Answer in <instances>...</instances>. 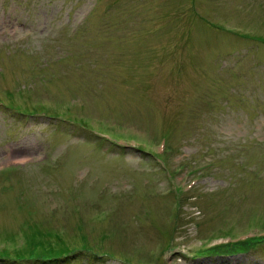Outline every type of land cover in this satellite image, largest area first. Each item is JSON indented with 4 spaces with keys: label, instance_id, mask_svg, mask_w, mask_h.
Listing matches in <instances>:
<instances>
[{
    "label": "rangeland",
    "instance_id": "obj_1",
    "mask_svg": "<svg viewBox=\"0 0 264 264\" xmlns=\"http://www.w3.org/2000/svg\"><path fill=\"white\" fill-rule=\"evenodd\" d=\"M0 168V264H264V0H0Z\"/></svg>",
    "mask_w": 264,
    "mask_h": 264
},
{
    "label": "trees",
    "instance_id": "obj_2",
    "mask_svg": "<svg viewBox=\"0 0 264 264\" xmlns=\"http://www.w3.org/2000/svg\"><path fill=\"white\" fill-rule=\"evenodd\" d=\"M252 243H254V241H247L245 243H239L241 245H244V247L239 246V244H238V248H237V245H234L233 246V249L243 251V250H245L248 247L249 244H252ZM72 252H75V251H72ZM219 252H222V250L219 251V248H215L214 250L211 251L210 254H212V253L213 254H216V253H219ZM92 255H93V259H97L99 257L97 254L96 255L95 254H92ZM51 256L52 255H50V256H42V257L49 258ZM49 262H54V261H49Z\"/></svg>",
    "mask_w": 264,
    "mask_h": 264
}]
</instances>
